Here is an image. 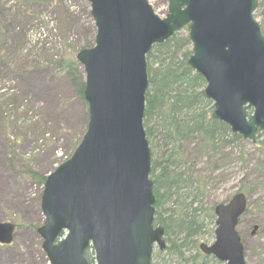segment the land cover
I'll list each match as a JSON object with an SVG mask.
<instances>
[{
    "label": "water",
    "instance_id": "obj_1",
    "mask_svg": "<svg viewBox=\"0 0 264 264\" xmlns=\"http://www.w3.org/2000/svg\"><path fill=\"white\" fill-rule=\"evenodd\" d=\"M85 1L94 43L75 59L84 79L86 130L70 157L44 180L43 221L36 232L49 264H89L88 248L94 264H150L154 245L162 250L165 242L163 226L153 225L151 156L142 124L145 55L186 27L192 45L186 63L205 82L211 117L253 142L264 130L257 0H167L164 18L146 0ZM246 208L242 192L216 204L214 241L199 249L220 264H245L236 226ZM14 228L0 222V244L12 242Z\"/></svg>",
    "mask_w": 264,
    "mask_h": 264
},
{
    "label": "rangeland",
    "instance_id": "obj_2",
    "mask_svg": "<svg viewBox=\"0 0 264 264\" xmlns=\"http://www.w3.org/2000/svg\"><path fill=\"white\" fill-rule=\"evenodd\" d=\"M146 1L159 18L165 17L167 0ZM257 2L260 6L253 17L264 36V0ZM34 3L35 9H28L22 0H0V222L19 226H15L11 244L0 246V264H49L36 232L43 220L39 207L43 186L33 182L25 170L46 177L63 162L79 136L87 111L86 103L74 97L66 79L57 75L56 67L49 66V62L75 57L77 51L93 45L88 5L85 0ZM178 32L183 36L187 29ZM5 37L9 38L3 42ZM185 50L190 49L186 46ZM200 108L211 114L212 103L203 102ZM154 122L155 119L150 125ZM154 134L158 135L155 130ZM219 142L222 145L217 146V151L226 159L218 162L195 140L181 145L186 159L182 170L189 174L191 168L198 180L184 187L181 196L188 204L195 202L199 193L197 204L191 208L204 209V228L184 243L182 233L169 229V240L181 245L180 253L187 261L167 251L170 243L164 233L165 247L161 250L154 246L150 264H193L192 256L213 264L210 257L200 253L198 244L214 241L215 217H210L213 207L225 203L236 192L244 193L248 199V209L236 227L244 262L264 264V130L256 133L253 142L241 137L229 143L221 139ZM149 146L158 149L154 137ZM7 156H11L10 162ZM170 205L164 204L163 209H170ZM167 215L162 211V217ZM89 252L93 259V252ZM93 263L94 259L90 264Z\"/></svg>",
    "mask_w": 264,
    "mask_h": 264
},
{
    "label": "trees",
    "instance_id": "obj_3",
    "mask_svg": "<svg viewBox=\"0 0 264 264\" xmlns=\"http://www.w3.org/2000/svg\"><path fill=\"white\" fill-rule=\"evenodd\" d=\"M24 1V5L28 9L32 7L35 9V0H22V2ZM259 6L258 4L257 7ZM8 38L5 37L2 41L6 42ZM60 41L65 44L64 38ZM186 46L190 50L183 52ZM191 53V44L187 34L182 36L179 32L174 33L164 42L154 44L151 47L146 54L148 86L145 92L143 112V128L146 139L149 144H152L154 137L158 146V149L154 147V150L149 146L151 155L149 176L153 183L152 191L155 197L153 224H160L164 227L166 240L170 243L167 251L177 253L183 262H186L187 259L180 253L181 245H176L169 240V229H176L178 233H182V242L184 243L189 237L202 232L204 228L202 216L205 217L206 214L204 209L191 208L192 204H197L198 192L195 195V202L191 200L188 204H184L182 189L189 183H197L198 180L191 168L189 174H185L182 170L186 159L183 156V151H181V145L195 140L196 145H200L209 151L214 155L215 162H218L226 159L217 151V146L221 147L222 145L219 142L220 139L225 143L240 140V136L231 133L226 124L213 119L211 114L200 108L203 102L210 103V101L203 95L205 84L203 78L186 63ZM49 66L56 67L57 75L66 79L73 90L74 97L84 102L83 75L75 57L51 60ZM199 89L202 90L199 91ZM83 117L79 136L72 145L71 152L85 132L88 120L86 110ZM153 119L155 122L152 126L150 123ZM154 130L158 135H153ZM225 136L229 138L227 139ZM153 146L156 145L153 144ZM10 160L11 156H7V162ZM25 172L33 182L43 185L44 174L32 172L29 169H26ZM167 203H170L171 207L164 210L163 206ZM162 211L168 213L167 217H162ZM212 214L211 212L210 217H213ZM16 227L19 228V226ZM34 229L36 230V228ZM84 256L89 263H92V253L89 250L84 252ZM191 260L193 264H205L202 261H197L196 256H192ZM212 261L217 264L215 260L212 259Z\"/></svg>",
    "mask_w": 264,
    "mask_h": 264
}]
</instances>
